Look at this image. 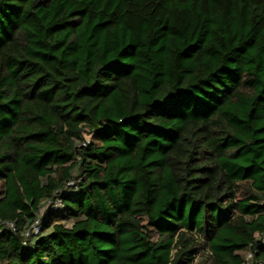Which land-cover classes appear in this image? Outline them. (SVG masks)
<instances>
[{
	"label": "trees",
	"instance_id": "trees-1",
	"mask_svg": "<svg viewBox=\"0 0 264 264\" xmlns=\"http://www.w3.org/2000/svg\"><path fill=\"white\" fill-rule=\"evenodd\" d=\"M0 226V264L264 263V0H0Z\"/></svg>",
	"mask_w": 264,
	"mask_h": 264
},
{
	"label": "built area",
	"instance_id": "built-area-1",
	"mask_svg": "<svg viewBox=\"0 0 264 264\" xmlns=\"http://www.w3.org/2000/svg\"><path fill=\"white\" fill-rule=\"evenodd\" d=\"M85 145V144H83ZM75 185L74 181H71L70 183H68V187H73ZM64 207V203L61 199H54V200H50L48 201L46 207H44L41 210V214L40 217L33 223V225L31 226V228L26 232V237H30L32 235H37L40 233L41 231V227H42V223H43V214L44 211L47 208L52 209L53 211L62 209ZM4 226H6L7 228L11 229L13 232L16 231L15 226L12 223H6L4 224ZM3 226H0V233L2 232ZM263 243H264V239H263ZM253 258H254V253L253 252H249L247 257H246V264H264L263 262H254L253 263Z\"/></svg>",
	"mask_w": 264,
	"mask_h": 264
}]
</instances>
